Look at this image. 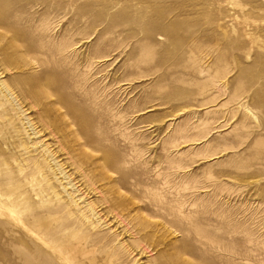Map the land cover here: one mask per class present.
<instances>
[{
	"label": "rangeland",
	"instance_id": "rangeland-1",
	"mask_svg": "<svg viewBox=\"0 0 264 264\" xmlns=\"http://www.w3.org/2000/svg\"><path fill=\"white\" fill-rule=\"evenodd\" d=\"M0 264H264V0H0Z\"/></svg>",
	"mask_w": 264,
	"mask_h": 264
}]
</instances>
